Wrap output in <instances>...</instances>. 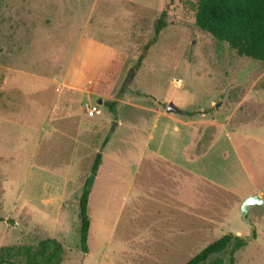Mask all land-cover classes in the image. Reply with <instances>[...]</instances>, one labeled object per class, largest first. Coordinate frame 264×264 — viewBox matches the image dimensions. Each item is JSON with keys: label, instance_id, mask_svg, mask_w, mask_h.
I'll return each mask as SVG.
<instances>
[{"label": "rangeland", "instance_id": "obj_1", "mask_svg": "<svg viewBox=\"0 0 264 264\" xmlns=\"http://www.w3.org/2000/svg\"><path fill=\"white\" fill-rule=\"evenodd\" d=\"M196 2L1 1L0 250L51 238L62 264H186L233 234L235 264H264V204L241 217L264 199V63L201 30Z\"/></svg>", "mask_w": 264, "mask_h": 264}, {"label": "trees", "instance_id": "obj_2", "mask_svg": "<svg viewBox=\"0 0 264 264\" xmlns=\"http://www.w3.org/2000/svg\"><path fill=\"white\" fill-rule=\"evenodd\" d=\"M2 0H0L1 3ZM173 0H170V4ZM196 25L203 31L221 42L227 43L239 56L251 58L264 63V0H197L194 5ZM167 9L162 12L157 22L154 38L143 48V53L137 61L136 69L140 68L146 57V52L157 43L159 34L167 25ZM114 109L116 101L108 102ZM194 116L195 112H186ZM102 154L98 153L92 167L96 175L102 162ZM90 190L86 188L80 199L81 246L88 252L90 233L89 217ZM2 221V218H0ZM234 243L231 263L234 253L247 245L243 237L228 234L209 244L186 264H205L212 255L219 254ZM64 245L56 239H45L37 245L6 246L0 250V264H62L64 260ZM211 264H223L218 259Z\"/></svg>", "mask_w": 264, "mask_h": 264}, {"label": "water", "instance_id": "obj_3", "mask_svg": "<svg viewBox=\"0 0 264 264\" xmlns=\"http://www.w3.org/2000/svg\"><path fill=\"white\" fill-rule=\"evenodd\" d=\"M135 71H136L135 68H133L131 70V78L130 79H133ZM99 104L102 105L103 101L100 100ZM167 111L168 112H176V113L180 112V110L172 103L168 106ZM116 126H117V123L115 124V127ZM95 180H96V175L92 174L88 180V183H87V188L89 190L92 189ZM259 204H264V199L259 195H252V196H249L248 198H246L244 200L242 207H241V217H242L243 221L248 222V214L250 212L251 207L255 206V205H259Z\"/></svg>", "mask_w": 264, "mask_h": 264}, {"label": "built area", "instance_id": "obj_4", "mask_svg": "<svg viewBox=\"0 0 264 264\" xmlns=\"http://www.w3.org/2000/svg\"><path fill=\"white\" fill-rule=\"evenodd\" d=\"M101 113H102V110H101V107L99 104L92 106L88 110V116L89 117H95V116L101 115Z\"/></svg>", "mask_w": 264, "mask_h": 264}, {"label": "crops", "instance_id": "obj_5", "mask_svg": "<svg viewBox=\"0 0 264 264\" xmlns=\"http://www.w3.org/2000/svg\"><path fill=\"white\" fill-rule=\"evenodd\" d=\"M96 179H97V176H96Z\"/></svg>", "mask_w": 264, "mask_h": 264}]
</instances>
